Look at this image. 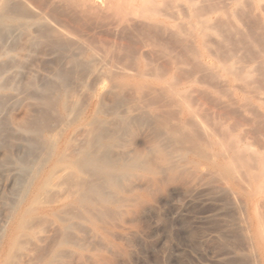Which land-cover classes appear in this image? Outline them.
<instances>
[{
  "label": "bare ground",
  "instance_id": "1",
  "mask_svg": "<svg viewBox=\"0 0 264 264\" xmlns=\"http://www.w3.org/2000/svg\"><path fill=\"white\" fill-rule=\"evenodd\" d=\"M260 1L261 0H232V5L235 8L243 7L246 4L247 6H256ZM37 2L38 5L39 1ZM40 3L42 2L40 1ZM32 5L34 6L35 4ZM42 5L40 6L43 7L42 9H40L41 11L38 9L40 8L39 5L37 6L38 11L40 12L38 13V16H36V18H38L36 19V23L43 22V25H40L41 27L39 26L41 30L40 32L38 31L39 36L37 41H34V43L37 42L38 44L37 45L35 43V47H39L40 45L44 46V48L49 47L50 49L60 51L68 58H71V60L68 59V63L73 65V69L75 70V72L65 71L62 68L63 70H60L58 72L57 78L60 80V82L65 83L69 86L70 81L73 79L72 76L78 72V77L83 78V80L85 79L87 83L85 85V80L83 81L82 79V81L79 82L83 83L86 88L90 86L92 91V94L90 93L91 98L87 96L90 98H88L90 102L88 100V111L86 113L84 112L86 117L85 121H82V124L80 125H85L88 127L93 126L92 131L87 130L90 131V135L88 134V137L86 135L85 139H87V141L85 140L86 143L84 142L86 145L84 144V147H80L81 149H79L78 154H75L76 152H73V155H67L66 150L65 152L60 153L61 155L59 156V162L63 164L67 170H70V174L73 175L72 178L76 176L77 182L79 181V183L76 184L77 188L75 189V187L72 188V185L74 183L73 180L75 181V179L73 178L72 180L70 177L71 175L69 176L70 179L66 177L64 182L66 183L68 178L70 180V183H72H69V186H71V190H75L73 193H70L69 196L65 195L67 197L66 199L68 201L70 200L71 203L74 204V206L77 205V207L78 205L81 206L87 203L93 205L95 203V198L92 197L94 194H98L102 198L103 203L110 202L111 193L108 195L106 192H104V190L102 191L101 189H99V187L93 185V182L88 183V180L84 179L85 175H88L89 178H91V175L104 176L105 179H107L108 183L115 188L119 187L120 185L119 178L132 175L140 170L153 172V162L147 164L144 161V159L146 158V154H143L142 151H134L135 153L133 152L134 154L129 160L122 158V153H120L122 154V156H120L121 158L117 156L116 158L115 155L113 156V154L110 152V149L115 146V141L111 138V135H109L108 129L106 128V125H108L106 124V121H101V119L98 118L103 114H107L105 104L101 101V93L103 91L105 92V94L109 93V95H112L111 101L113 104L112 106L108 107L110 109H114L111 111L112 113L116 111V116L120 119V122H125L127 121V119L118 114L119 108L128 105L127 112L131 111L129 112V114L132 113L133 110L130 105L133 103V101H131L132 103L130 102L131 104L129 105L128 100L130 101V97L132 95V97H134L135 95V97L140 102L139 104L141 106V110L143 107H145L148 112L146 114L148 117L144 115L146 113L145 111L144 114L142 112V116L134 120L135 125L147 126V124L150 122L149 119L153 118V122L151 123L153 125H151L150 123L149 125L153 127L152 130H154L156 137H165L166 139H168V142H176L177 145H180L182 141L187 140L183 139L185 136L181 138V134L189 132V138L187 142H189V145L191 147L188 149L189 151L187 149H184L185 151H188L186 153L181 150L183 152L181 153L182 159L189 155V164H193L198 169L203 168V170L204 167L200 166L205 165L208 169L217 173L222 178V180L225 181L226 186L228 184V186L234 192L241 193L246 198V203L249 207L247 214L248 230L251 232L252 239L256 242L259 249L261 250V253L264 255V34H260L262 37H256L254 35L255 33H252L254 36L247 32L245 34H241L240 27L238 23L235 22L237 21L235 20V18L237 19L236 11H234V9L231 10V8L226 10L223 9L224 11H222L223 13H221L222 16H219L216 13L218 16H216V18L214 17L215 19L212 20L209 14L214 13L212 12L213 8H209L212 10H210L211 12L207 13L206 9L204 8V2L202 0H44ZM179 6H186V11H184V13L186 14L184 15V13L182 14V12H180L182 15H184V17L180 16L181 14L178 11L180 9ZM257 7L258 6H256V9ZM19 8H21V6ZM19 8H11L10 0H0V36L4 37V33L1 35L3 31L9 32V28L7 25L8 23L17 22L19 21V19L25 18L24 14H19V12L21 13L25 11H20ZM34 11H32L33 14ZM214 11H217L216 8ZM178 16L180 17L177 18ZM32 20L35 21V19ZM45 21L49 22L44 23ZM50 21L56 24L54 30H51L52 27L50 30L46 27L51 25L49 24ZM53 25L54 24H52V26ZM37 27L36 29L39 28ZM30 28L32 27L30 26ZM45 29L48 32L45 33ZM261 29L264 30V27ZM231 34H235L236 36H238V34H241V36L243 37L234 39L236 37L235 36L232 40L233 42L231 43L229 36ZM255 37L261 39L257 40ZM27 39L25 40L26 42L24 41L25 44L22 45H25L26 47L28 46L30 48L31 43H33V40L35 38L29 39L27 37ZM29 40L30 42L32 40V42L28 43ZM1 43L3 45L2 41ZM34 43L32 46H34ZM244 44L248 45V47L250 48H248V50L251 51V53L250 51H248L250 53L249 56L245 55L247 54V52L245 51V58L243 56L241 57L239 53V51L243 50ZM245 48L246 47H244V49ZM22 50L24 51V49ZM178 50L185 52V56H182L184 53L182 55L178 54ZM28 51L31 52L30 50ZM179 53L181 52L179 51ZM189 60L192 61L195 68V71L193 73L188 71V69L190 68H186L187 65H189ZM69 66L71 67V65ZM191 67V70H193V66ZM78 77H74L73 80L75 81ZM91 81L93 82L92 86ZM32 83L34 84L33 80ZM3 84H5V82L0 84V89H3ZM107 86L109 87V89L105 91L104 88ZM48 87H51L50 84L47 85L46 89H43V92L46 90L45 93H50L49 91H47V89H49ZM31 88L33 89V86ZM50 89H54L52 90V93H54L56 90L57 92L55 93L59 95L58 91H60V89L57 90L52 87ZM126 90L128 92L131 90V96L129 95V99L124 96V94H127ZM41 91L42 90H40L39 92ZM65 94L67 95V93ZM74 94L75 93L72 92V95ZM51 96L50 94L47 95L48 98ZM47 97L46 99H48ZM40 98L38 101L42 100L41 103H43V107L44 105H46V107H49L50 105H52L51 103L54 102V100L51 99L53 98V96L50 98L52 101L50 99L44 100ZM65 102L68 104L66 100ZM65 102L62 104L66 107L65 111H68L72 114L71 119L74 115H80L78 113V110H76L75 108L69 110L70 107L68 106V108ZM200 102H202L204 105H210L213 110H218V121L214 122L213 124H205V122H203L204 120H202L201 116V114H203V109L199 104ZM56 104L58 103L56 102ZM86 106L87 105H85L84 107ZM51 107L53 108L55 106H50V108ZM84 107H82L83 110L85 109ZM135 107L133 108L135 109ZM138 107L136 108L137 112ZM173 109H177L180 114L178 113L177 115L176 113H172ZM79 110L81 111L80 108ZM141 110H139V112ZM170 112L172 113V116ZM129 114H127V116ZM22 115L18 114L20 118V126L27 128L30 125L31 118H29L28 114H26L25 116ZM175 115L180 117L173 118V116L175 117ZM39 119L41 121V118ZM65 119L67 118L65 117ZM34 121H36V119ZM173 121L175 122V126H173ZM35 125L37 127L38 124ZM128 125L130 124L128 123ZM20 126L18 128H20ZM56 127H58V125ZM125 129L126 128H124V130L121 129L120 131H125ZM38 132H40V130ZM116 134L117 133H115V135ZM256 135L262 138L259 146L251 142V138ZM58 136L61 135L58 134ZM68 138L69 137H67V139ZM255 139L256 143L259 142L257 138ZM7 140H2L0 138V144L3 142V144H5ZM156 141L153 148L154 153L157 155H161L163 159L162 163L164 162L163 164L166 163L172 166L171 164L173 162L171 161L173 157L172 155H170V153L172 154V152H168L169 154L165 155L163 147H161L160 144ZM51 143V147H49L54 150V148L52 147L55 141H51ZM9 145L12 146V144L10 143ZM68 148L70 149V147ZM69 152L70 151H68V153ZM125 152L126 151H124V153ZM127 154H125V156ZM175 154L178 155V153ZM177 155L174 157H177ZM155 158H157L156 155ZM179 158L181 159V157ZM34 159L36 158L34 157ZM23 160L25 161V159ZM150 164L152 167L150 166ZM21 165L26 166L27 164L23 162L21 163ZM174 166L173 168H175ZM26 173L25 175L28 174ZM53 177H55L54 172L50 174L48 180L46 181L47 186H49V183L51 184L56 182V185L57 183H59L58 181H55V178ZM52 179H54V182H51ZM60 179H62V177ZM92 179L93 178H91V180ZM102 179L104 178H100L99 176V180ZM25 180L26 178L24 179V182ZM97 180L96 182H98ZM64 182H62V184ZM102 182L101 184H103ZM59 184L57 185L58 187L61 186V182ZM101 186L102 185H100V187ZM103 188H105V186ZM18 190L16 187V190L12 193L17 192ZM22 190H25V186H23ZM48 191L49 190L45 192ZM51 192L52 191L50 190V192L48 193ZM39 195L38 197H32L29 207L27 206L28 203L26 204L25 200L26 205H23L27 206L28 208H24L26 210H24L23 213L21 211L22 214L18 217L17 220L15 219V225L13 226L12 232L10 231L11 234L9 233V240H7L8 242H10V250L5 254L4 259L0 264H14V262H16L14 261V258L18 257L21 253L18 255H14L13 252H16V250L24 249L27 244L25 243L27 242V240L28 246L30 245L32 246V248L34 247L35 256H33L32 259L34 257L35 258L34 261L28 262V259L31 260V258H29L30 256L28 255L29 257L27 256L28 258L27 260H25L26 262H22L20 260L22 262L20 264L49 263L46 261L47 258H45V255L41 251V248L43 247L42 244H44L51 237L47 235L44 236L42 235V233H46L49 229L47 230V227H44L45 224L37 225L40 229L43 227L45 230L46 228L47 231L45 230L44 232L42 231L43 228L42 230L38 228V230L30 228L31 225L29 221L30 219L34 220L35 216H56L57 221L56 219L52 221L53 225L51 226L50 232H52L53 234L56 233L57 235L60 230V236L62 234V237L63 235H65L61 231V229L63 230V224L65 223L66 225H68H65L66 230L72 227L73 224L71 225L70 222H68V219H65L68 218V216H66L65 218H61L59 216L61 214L58 213L59 211L57 212V209H47L49 208L47 206L45 208V206L41 202L44 195H40L42 196V199H39ZM52 196L53 194L50 195V199L53 198L54 203H57V199L60 198V196H55V198ZM66 199L63 198L62 200ZM66 201L64 202V204L66 203ZM47 202L48 200H46V205ZM51 203L52 202H50V204ZM58 203L60 207L61 202ZM88 208L87 210L91 212ZM90 208L92 207L90 206ZM66 210L68 209L66 208ZM62 214H65V211L62 212ZM91 214L93 215V212H91ZM33 220L32 222H34ZM37 220H41L40 222H44L45 219L37 218ZM4 221H6V219ZM58 221L62 223L61 226H59ZM66 222H68V224ZM61 239L63 240L64 238ZM64 240H60L59 243H65L66 240ZM50 241L53 242L52 240ZM48 245L50 244H46V246L44 245V248H46ZM32 250L30 251L32 252ZM43 251L44 253H46L45 250ZM34 253L32 252V255H34ZM23 255L25 256L26 254ZM24 258H26V256Z\"/></svg>",
  "mask_w": 264,
  "mask_h": 264
},
{
  "label": "rangeland",
  "instance_id": "2",
  "mask_svg": "<svg viewBox=\"0 0 264 264\" xmlns=\"http://www.w3.org/2000/svg\"><path fill=\"white\" fill-rule=\"evenodd\" d=\"M37 1H39L38 5L40 7L44 0H25V2L24 0H10L11 8L13 7V9H18L21 6L22 9L19 8V10L25 12H19V14H24L25 18H21L17 22L8 23L7 25L9 28V32L3 31L1 35L4 33V37L0 36V84L5 82V84L2 85L3 89H0V138L2 140H7L8 138V143L6 141L5 144H3L4 142L0 144V230L2 229L0 231V263H2L5 254L10 250V242H8L7 240H9L13 226L15 225V219L17 220L18 217L24 212V210H26L24 208L29 207L32 197H38L39 194H42V196H44L42 197L39 195V199L41 197L43 198V200L40 201L45 206V208L47 206L49 207L47 209H57V212L59 211L58 213L61 214L59 215L61 218H65L66 216H68V218L65 219H68V222H70L71 225L73 224L72 227L68 230H66L65 228L68 225H66L65 223L63 224V230L61 229V231L65 235H63L62 237V234L60 236V230L57 233L58 236L56 235V233L53 234L52 232H50L51 226L53 225L52 221L55 219L57 221L56 216H35L39 219L44 218V222H40L41 220L38 221L35 217L34 220L30 219L29 223L32 226H30V228L38 230L40 228H38L37 225L45 224L44 227L46 226L47 230L49 229L47 231L45 228L47 232L42 233V235H47L49 237L51 236V239L49 238L44 244H42L43 247L41 248V251L45 255V258L48 259H46V261L49 262L48 264H264V255L261 253V250L259 249L256 242L252 239L251 232L248 230L247 214L249 207L246 203V198L241 193L234 192L228 186V184L226 186L225 181H223L217 173L208 169L205 165L200 166L204 167V170L203 168H201V170L200 168H196L193 164H189V155L182 159L181 153L188 152V149L191 147L189 145V142H187L189 138V132L181 134V138L185 136L183 139L187 140H184L182 141V143H180V145H177L176 142L174 143L172 141H169V143L168 139H166L165 137H156L154 130H152L153 127H151V125H153L151 124L153 122V118L149 119V123L151 125H149V123L147 124V126L135 125L134 120L140 118L142 116V112L143 114L146 112L144 114L145 116H147L146 114L148 112L145 107H143L145 110L143 108L141 110V106L139 104L140 102L138 101V99L135 97V95L134 97H132L133 95H130L131 90L129 91L130 93L126 90L127 94H124V96L128 99L130 96L132 97H130V101L128 100L129 105L132 103L131 101H133V103L135 104L134 105L132 103L130 105L133 110L132 113L129 114V112L131 111L127 112L128 105L122 106L123 108L120 107L122 109L119 108L118 110V114L126 118L127 121L120 122V119L116 116V111L113 112L115 114L111 112L112 110H114L112 108H109L113 104L111 101L112 95H109V93H106V95L104 91V94L103 92L101 93V101L105 104L107 114H103L98 118L101 119V121H106V124H108L106 125V128L108 129L109 135H111V138L115 141V146L110 149V152L113 154V156L115 155V157H120L123 154L122 158L129 160L135 152L142 151L143 154H146V158L144 159V161L147 164L153 162V172L140 170L132 175L119 178V184L121 186L119 185V187L115 188L108 183L107 179H105L104 176L91 175V178H93L91 180L88 175H85L84 179L88 180V183L93 182V185L99 187V189H101L102 191L104 190V192H106L108 195L111 193V200L108 203H103L102 198L98 194H94L92 197L95 198V200L94 198L93 200L96 205L95 203L93 205H90L88 203L84 204L86 207H89L87 208L90 209L91 212H93V215L87 210L84 205H81L82 207L78 205L77 207V205L74 206V204H72L70 200L68 201L66 199L67 197L65 195L69 196L70 193H73L75 191L71 190V186H69L70 177L72 180L74 178L76 182L77 179L76 176L72 178L73 175L70 174V170H67L66 167H64V165L59 162V156L61 155L60 153L65 152L66 150L67 155H73V152H76L75 154H78L79 149L84 147V144L87 141V139H85L86 135L88 137L90 131L93 130V126H80L82 124V121H85V113L88 111L87 108L90 102L89 99L91 98L92 91L90 86L88 88L85 87L87 83L85 79V85L79 82L82 81L83 78L78 77V72L72 76L73 79L76 76L78 78H76L75 81L72 79L69 83V86L65 83L60 82V80L57 78V74L60 70L64 69L65 71L75 72V70L73 69V65L68 63V59L71 60V58H68L60 51H55L54 49H50L46 46V48H44V46L42 45H40L39 47L37 46L38 48L35 47L37 42H35V44L34 41H37L39 36L38 31L40 32L41 30L40 25H43V22L36 23V19H38L36 18V16H38V13L41 11L40 9L43 8H38L40 10L38 11ZM40 1L42 3H40ZM202 1L204 2V8L206 9L207 13L211 12L210 10H212L209 8H213L212 12L214 13L209 14L212 20H214L218 15L222 16V11L231 8V10L234 9V11H236L237 19L235 18V20L237 21L235 22L238 23L241 34H245L247 32L252 36L255 35L256 37H260L261 33L264 34V30L261 29L264 27V0L258 2V5H256L258 6L257 9L256 6L248 5V7L247 4L244 5L245 7L243 6L235 8L232 5V0H214L216 2H214L213 0ZM32 4H35L34 6L36 8ZM215 8L217 11H214ZM32 11H34V14L36 15H34ZM178 11L179 13L182 12L183 14L184 11H186V6L180 7ZM182 14L180 16L184 17L186 13H184V15ZM180 16H178L177 18H179ZM32 19H35V21ZM48 22L45 21L44 23ZM49 24L51 25L46 26V24L45 26L49 30L51 29V27V30H54L56 24L54 22L52 23L51 21ZM52 24L54 25L52 26ZM30 26L32 28H30ZM37 26L40 27L38 28ZM36 27L38 29H36ZM46 32L48 31L45 29V33ZM252 33L255 34L253 35ZM241 34H238V36H236L235 34L229 35L231 43L233 42L232 40L235 36L236 37L234 39L243 37L241 36ZM25 36H27L29 39L35 38L33 40L34 46H32V40L31 42L30 40L28 42L31 43L30 48L28 46L26 47L25 45H22L25 44L24 41L27 39V37ZM256 39L259 40L261 38ZM1 41L3 42V45ZM244 47H246L247 49L245 48V50ZM248 48V45L244 44V52L243 50L239 51L241 57L243 56L245 58V55L249 56L251 51L248 50ZM22 49H24V51ZM28 50H30L31 52H29ZM179 51L181 53H179ZM245 51L248 55H244ZM248 51H250V53ZM178 54H183L182 56H185V52H182L181 50H178ZM19 55L21 57L23 55L24 56L21 58ZM189 61V65H187L186 68H190L188 69V71L193 73L195 71V68L192 61ZM69 65H71V67ZM190 65L193 66V70H191L192 67ZM32 80L34 81V84L32 83ZM37 84L40 85L38 86ZM49 84L52 88H55L57 90L60 89V91H58L59 95L55 93L57 92L56 90L55 92L53 91L54 93H52V90L54 89H50L51 87H48L49 89H47V91H49L50 93H45L46 90L43 92V89H46L47 85ZM92 85L93 82L91 86ZM30 86H33L35 92ZM108 89V86L104 88L105 91ZM40 90L42 91L39 92ZM72 92H74L75 94L72 95ZM65 93H67V95ZM45 94H50V96L52 95L53 98H51L52 96L48 98ZM87 96H89L90 98ZM46 97L48 99H46ZM39 98L44 100H49L51 98L52 100H54V102H52V105L50 106L55 107H51L52 109L50 108V106L46 107V105H44L43 107V103H41L42 100L38 101ZM55 98H57L58 100ZM133 98L136 100H134ZM64 99L68 102V104ZM79 100L81 101V104ZM63 101L65 102V104H67V107H70L69 110L75 108L76 110H78V113L80 115H74L71 119L72 114L68 111H65L66 107L62 104L64 103ZM56 102L58 104H56ZM199 104L203 109V114H201V116L205 124H213L214 122L218 121V110H213L210 105H204L202 102H200ZM83 105L87 106L84 107ZM82 107H84L85 109L83 110ZM133 107H135V109ZM137 107L138 112L136 111ZM79 108L81 109V111L79 110ZM139 110L141 111L139 112ZM172 111V113H176L177 115L179 113L177 109H173ZM171 112L170 114L172 116ZM18 114H23L22 116L28 114L29 118L32 119H30L31 122L27 128L20 126V118ZM127 114H129L128 116L130 117H128ZM177 115H175V117L173 116V118L180 117ZM65 117L67 119H65ZM39 118H41V121ZM62 118L64 122L66 120L65 123L62 121ZM33 119H36L37 122ZM68 120L71 121L69 122ZM128 123L130 125H128ZM3 124L5 125V127ZM35 124H38L37 127ZM173 124V126H175L174 121ZM57 125L58 127H56ZM19 126L20 128H18ZM113 127L115 128V130ZM124 128H126L125 131H120L121 129L124 130ZM39 130L41 133L38 132ZM117 131L123 133L121 134L119 132V136V133ZM115 133L117 134L115 135ZM58 134L61 136H58ZM67 137L69 138L67 139ZM255 138H257L259 142L256 143ZM261 139L262 138L260 136L256 135L251 138V142L259 146ZM51 141H55L52 147L54 148V150L50 148L52 144ZM155 141L158 142L161 147H163L165 155L169 154L168 152H172V154L170 153V155H172L173 157L171 161L173 162L171 164L172 166L166 163L163 164L164 162L162 163L163 159L161 155H157L154 153L153 148ZM9 143L12 144L13 149L12 146L9 145ZM75 146L77 149L75 148ZM68 147H70V149ZM174 147L176 150L174 149ZM184 149H187L188 151H185ZM174 150L175 153H178V155L174 153ZM27 151H30L31 153ZM68 151L70 152L68 153ZM124 151L126 152L124 153ZM26 152L30 155H28ZM127 153L129 154V156ZM125 154L127 155L125 156ZM155 155L157 158H155ZM176 155L177 157H174ZM34 157L36 159H34ZM179 157H181V159ZM23 159H25L26 162ZM22 160L25 164H27L26 166L21 165V163H23ZM173 166L175 168H173ZM52 172H54L55 174V177L53 178H55V181H58L59 183L61 182V186L58 187L57 185L59 183H57L56 185V182L51 184L49 183V186L46 185V181L48 180ZM25 173L27 175H25ZM24 176L26 178L25 182ZM99 176L100 178L104 179L99 180ZM61 177L62 179H60ZM66 177L69 178H67L66 181V183L68 184L64 182ZM89 179L91 182L89 181ZM52 180L51 182H54V179ZM96 180L98 182H96ZM75 181L73 180L74 183L72 185V188L75 187L76 189V184H78L79 181L77 183ZM62 182L64 183L62 184ZM101 182L103 184H101ZM99 184L102 186L100 187ZM23 186H25V190H22ZM104 186L105 188H103ZM16 187L17 190L19 189V192L17 191L12 193L16 190ZM47 190H49L48 192H50V190L52 192H45ZM18 193L20 194V196ZM52 194V197L54 198L55 196H60L61 200L60 198H58L57 203H54L53 198L50 199V195ZM62 197L67 201L62 200ZM45 199L48 200L49 204L47 202L46 205ZM25 200L26 204L28 203V207L24 206L26 205ZM65 201L66 203L64 204ZM50 202L52 203L50 204ZM58 202H61L60 207ZM90 206L92 208H90ZM66 208L68 210H66ZM64 211L65 214H62V212ZM5 219L6 221H4ZM32 220L34 222H32ZM68 222L66 223L68 224ZM58 223L59 226L62 225V223H60L59 221ZM42 228L40 230H42ZM45 230L43 228L42 231L44 232ZM64 230L68 234L65 233ZM61 238H64L66 240L65 241L63 239L65 243H59L60 240L63 241ZM67 239L69 240V242ZM50 240H52L53 242H51ZM25 243L27 244L24 249L16 250V252H13L14 255H18L21 253L19 255L21 257L14 256V261H16L14 262V264H17V262L18 264L22 263L23 261L26 262L25 260H27L29 256L31 260L28 259V262L34 261L35 257L32 259V257L35 256L34 247L32 248V246L29 245V249L28 240ZM46 244L50 245L44 248ZM30 250H32L34 255H32V252ZM43 250H45L46 253L48 252V255L44 253ZM23 254H26V258H24L25 256Z\"/></svg>",
  "mask_w": 264,
  "mask_h": 264
}]
</instances>
